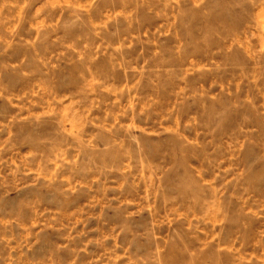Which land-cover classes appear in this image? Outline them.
Masks as SVG:
<instances>
[{"label":"rangeland","instance_id":"374dc122","mask_svg":"<svg viewBox=\"0 0 264 264\" xmlns=\"http://www.w3.org/2000/svg\"><path fill=\"white\" fill-rule=\"evenodd\" d=\"M0 264H264V0H0Z\"/></svg>","mask_w":264,"mask_h":264}]
</instances>
